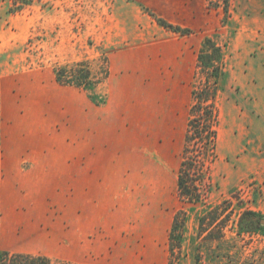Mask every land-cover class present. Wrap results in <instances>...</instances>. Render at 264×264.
Listing matches in <instances>:
<instances>
[{
    "label": "rangeland",
    "instance_id": "obj_1",
    "mask_svg": "<svg viewBox=\"0 0 264 264\" xmlns=\"http://www.w3.org/2000/svg\"><path fill=\"white\" fill-rule=\"evenodd\" d=\"M208 37L225 52L218 157L189 204L177 176ZM79 63L90 88L58 82ZM225 201L224 238L203 243L200 217ZM245 210L262 225L240 237ZM179 211L174 264H264V0H0V251L170 264Z\"/></svg>",
    "mask_w": 264,
    "mask_h": 264
},
{
    "label": "trees",
    "instance_id": "obj_2",
    "mask_svg": "<svg viewBox=\"0 0 264 264\" xmlns=\"http://www.w3.org/2000/svg\"><path fill=\"white\" fill-rule=\"evenodd\" d=\"M228 5V0H226ZM27 5L26 1L17 8ZM227 8V7H226ZM227 10V9H226ZM158 24L166 30L181 35L192 33L190 29L175 26L158 18ZM225 52L215 38L204 40L198 56V74L192 92L190 118L183 149V161L178 171L177 189L181 201L189 204H199L206 200L208 193V175L211 165L217 160L219 109L217 106L218 94L225 77ZM57 80L61 84L75 85L90 88L92 86L91 72L83 63L67 71L59 68L56 72ZM199 78V83L197 79ZM232 203L225 201L211 208L199 219L198 236L203 243L221 241L224 238V229L234 214ZM257 215L252 211H243L237 224V235H251L262 221L256 220ZM187 213L179 211L173 221L170 240V264L179 259L182 252L183 237L186 231ZM174 258V259H173ZM197 261H201L198 254ZM0 264H72L65 261H53L42 255L24 253H10L0 251Z\"/></svg>",
    "mask_w": 264,
    "mask_h": 264
}]
</instances>
